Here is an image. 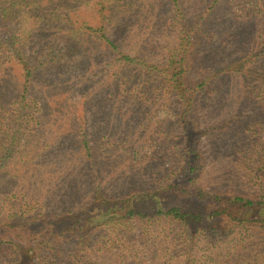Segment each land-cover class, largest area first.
I'll return each mask as SVG.
<instances>
[{"label": "rangeland", "instance_id": "1", "mask_svg": "<svg viewBox=\"0 0 264 264\" xmlns=\"http://www.w3.org/2000/svg\"><path fill=\"white\" fill-rule=\"evenodd\" d=\"M214 1L0 0V243L29 252L8 247L0 264H34L30 252L57 264H264V233L229 218L192 241L162 222L85 242L69 233L50 256L38 246L48 219L59 228L94 200L165 187L192 210L208 205L198 190L264 196V0ZM19 51L33 70L22 104ZM182 58L193 99L163 75Z\"/></svg>", "mask_w": 264, "mask_h": 264}, {"label": "trees", "instance_id": "2", "mask_svg": "<svg viewBox=\"0 0 264 264\" xmlns=\"http://www.w3.org/2000/svg\"><path fill=\"white\" fill-rule=\"evenodd\" d=\"M16 1L18 0H5L7 5H13ZM219 1L220 0L214 1L212 9L215 8ZM171 2L174 4L175 8L179 7L178 0H171ZM178 10L180 9L178 8ZM3 15H5V12L2 16ZM205 17L206 15L202 16V21ZM6 42L9 43V46H11V41L9 39H7ZM109 43L111 46L110 40H108V44ZM262 48H264V42L261 44V49ZM11 49L12 48L8 49L9 52H11ZM5 50L6 47L2 42H0V62ZM17 55L20 57L19 65L21 66L22 74L21 94L19 98L21 99L22 104L27 99V94L32 82L31 78L33 76V70L25 61L21 51H19ZM125 59L131 62L129 58L125 57ZM184 61L185 60L183 58L179 60L171 59L166 68L163 70V75L166 76L168 87L182 100L193 99L190 95V91L192 90L188 88L186 83L188 70L183 66ZM232 65L234 64H231L230 67ZM202 85L203 84H201V86ZM198 86L197 89L193 91V95L199 93ZM198 169L199 167L193 166L189 163L186 164L184 170L186 172H195ZM167 188L178 189L179 185L168 186ZM166 191L165 187H161L153 190L135 191L128 194L126 197L110 200L111 202H108L107 200L104 201L102 199L98 201L94 200L88 207L84 208L80 212H69L65 214L64 217H61V223H63V225L59 226V228H56L54 222L51 219H48V221L44 224V231L48 232L47 236L50 238L47 243H45L46 245L44 243H39L38 246L42 250L50 252V256L51 254H54V247L56 246L55 242L58 239H64L69 233L73 234L77 240H84L85 242L92 238L90 236L92 232L99 229H105L109 226L120 227V229H114V231L120 233H123V229L131 231L135 229V226L142 229L143 232H147V229L149 230L151 224L156 225L161 224L162 222H168L173 227L180 226L184 231L191 234L190 241H192L195 234L199 232L203 235H208L209 233L215 234V225L221 223L224 218H229V221H231L234 228H243L249 225V228L259 230L264 233V196L258 199H250L243 196H225L214 192H201V190H198L197 193L194 194V197L197 199L202 196L208 199L207 208L201 205L199 206L200 209L194 208L192 210H188L173 203V200L170 197H167ZM210 203H213L212 206L216 204H218V206L210 208ZM220 204L223 205L220 206ZM234 207L243 210L244 217H232L231 210ZM112 234L117 238L119 237L115 233ZM175 235L180 236L178 234ZM177 236H175V238H177ZM67 239L69 240V238ZM166 239L167 236L164 237L162 241L165 242ZM141 242V247L145 250L147 248V242L144 240ZM170 243L173 242L170 241ZM173 244L175 246L177 245L175 243ZM189 246V251L182 249V254H188L190 257L192 255L189 253H192L195 249L192 244ZM8 247H11V251L19 254H21L20 250H23L18 247L15 241H9L7 246H5L4 243H0V253L8 250ZM168 248L169 244L164 249ZM35 251L37 252L36 248ZM137 251L140 252V249ZM24 252L26 254L29 253L27 251ZM175 252L179 254L178 251ZM30 254L32 256L31 258H33L32 260L34 261V264H57V261L48 262L44 260L40 262L31 252ZM29 258L30 257H28V259ZM29 261L31 262L30 259ZM79 263L80 262H74L73 264Z\"/></svg>", "mask_w": 264, "mask_h": 264}]
</instances>
